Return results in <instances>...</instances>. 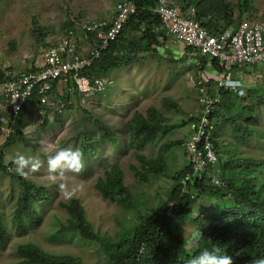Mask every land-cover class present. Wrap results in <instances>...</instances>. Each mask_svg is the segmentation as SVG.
<instances>
[{
	"label": "rangeland",
	"instance_id": "rangeland-1",
	"mask_svg": "<svg viewBox=\"0 0 264 264\" xmlns=\"http://www.w3.org/2000/svg\"><path fill=\"white\" fill-rule=\"evenodd\" d=\"M123 1L0 0V70L24 72L41 66L47 49L70 33L80 53L85 55L93 47V42L83 25L112 21L116 6ZM227 1L237 4V0ZM246 11L241 19L249 18L264 25V0H251ZM154 31L158 32L156 29ZM162 31L164 36L160 39V45H152L150 52H139L133 65L111 71L105 76L107 88L102 94L85 102L78 95L71 96L70 104L61 116L37 103L28 107L21 136L4 151V163L10 172H16L38 187H44L50 198L38 209L42 217L40 228L31 230L27 236H17L9 224L19 184L17 179L0 172V211L10 227V240L7 247L0 251V264L18 262V246L28 243L52 255L78 256L84 264H105V241L90 243L75 237L65 240L53 237L68 219L62 203L78 200L94 230L111 243L118 242L122 232L152 221L153 211L165 205L169 209L174 206L169 202L177 185L173 177L188 165L184 144L171 149L164 156V171L159 175L148 173L146 181L137 175L145 173L140 158L145 157L150 161L158 159L161 148L167 142H184L188 139L190 119L199 115L194 82L202 81L204 75L208 80L218 76L211 68H206L203 73L198 71L193 58L186 54L192 51L186 50L167 31ZM142 38L143 31H126L120 40L119 50L126 51L129 41L142 43ZM242 73L247 81L246 89L257 90L244 99H232L234 109L226 113V123L221 121L219 124L221 139L227 144L221 156L225 157V161L264 162V106H256L251 121L244 111L245 106H255L264 98V66L258 65L252 73L243 69ZM252 77L258 79L253 81ZM152 108L164 116L157 129V140L138 150L130 144L131 133L125 127L136 114L147 117L148 110ZM46 118L49 120L48 127L44 124ZM97 120L114 130L118 145L99 142ZM11 134L6 127H0V147ZM90 143L95 155L89 152L85 156L84 149ZM62 148L81 151L83 166L79 171L65 168L53 172L48 169L47 158ZM225 151H228L226 155ZM17 154L39 158L41 167L35 171L26 170V175L20 174L13 162ZM114 166L123 172L124 184L132 194L133 206L129 210L106 200L96 189L99 179H105L106 173ZM208 174L219 180L221 178V171H209ZM254 176L264 178L259 172ZM236 178L242 181L250 178V175L242 172V176ZM192 188L189 190L191 198L198 199L194 214L192 217L177 218L174 223V227L183 233L187 249L196 245L191 232L198 227L193 221L200 215L205 218L215 211L210 204L203 210L200 204L203 200L206 203L207 198L199 196L198 191L192 192Z\"/></svg>",
	"mask_w": 264,
	"mask_h": 264
},
{
	"label": "trees",
	"instance_id": "trees-1",
	"mask_svg": "<svg viewBox=\"0 0 264 264\" xmlns=\"http://www.w3.org/2000/svg\"><path fill=\"white\" fill-rule=\"evenodd\" d=\"M126 1L136 6V14L130 17L117 40L85 73L88 76L104 79L111 71L133 65L139 52H150L152 45L161 44L160 39L164 36L162 30L165 29H163L159 17L153 13L158 0ZM250 3L251 0H237L236 5L227 0H180L184 11L190 7L195 8V19L213 35L224 33L230 28L237 29L242 16L247 13L246 10ZM154 29L158 32H155ZM128 30L143 31V41L142 43L134 40L129 41L126 51L119 50L120 40ZM90 38L95 46L93 36L90 35ZM200 62L202 67L201 69L198 67V71L201 70L203 73L208 62L205 58L200 59ZM0 79H3L2 70H0ZM254 90V88L246 90L244 97ZM221 98V103L216 110H213L209 120L212 122V119H216L212 122L214 129L211 138L216 154L219 156L222 185H215L207 172L201 180L197 179L193 185L192 192L198 191L199 196L207 198L206 203L203 200L200 207L203 210L207 204L215 207V211L207 217L203 218L200 215L201 217L193 221L202 233V239L196 241L195 247L187 249L183 233L174 227L177 218L192 217L196 210L198 199H192L190 193L182 194L181 181L191 174L188 165L173 177L177 181V185L171 193L169 202L173 203L174 207L169 209L165 205V207L153 211L154 219L152 221L138 225L128 232H122L119 234L118 242L111 243L94 230L85 209L78 200L61 204V207L68 213V219L61 224L59 231L53 237L57 240L75 237L90 243L105 241L107 243L105 264H188L192 257L198 255L203 248L208 246L217 247L221 252L225 251L226 255L232 257L233 264H264V178L254 176L257 172L264 175V162L244 163L235 162L233 159L225 161L221 156V152L227 144L223 143L221 139L219 124L221 121L226 123V113L234 109L232 99L241 100L237 95L227 92H223ZM230 103L233 105L231 106ZM261 105L264 106L263 97L257 105L244 107L250 121L256 106ZM26 110L27 108L19 114L11 126L10 138L0 147V172L17 179L19 184L9 225L20 237L27 236L31 230L40 228L42 217L39 215L38 209L50 198L44 187H38L16 172H10L4 163V151L9 149L21 136L26 124ZM163 117V114L155 108L148 110L147 117L136 114L127 125L128 127H125L131 133L130 144L138 150H143L146 145L153 144L157 140V129L160 127ZM193 121L195 122L196 119H190L189 124ZM44 124L48 127L49 120L47 118ZM96 125L99 142H108L112 146L119 144L118 137L111 127L99 120L96 121ZM183 144L182 141H169L161 148L158 159L150 161L141 157L145 173L137 174L139 178L146 181L148 173L159 175L163 172L166 168L164 156L171 149ZM89 152L95 155L92 143L84 149L83 153L87 156ZM226 152L228 151H225L224 155ZM242 172L249 174L250 178L242 181L236 178L242 176ZM96 189L103 198L125 210H129L133 206L132 194L125 186L124 174L118 166H114L106 173L105 179H99ZM9 225L5 222L4 215L0 211V251L7 247L10 240ZM16 253L19 261L14 264H84L78 256L52 255L31 243L18 246Z\"/></svg>",
	"mask_w": 264,
	"mask_h": 264
},
{
	"label": "built area",
	"instance_id": "built-area-1",
	"mask_svg": "<svg viewBox=\"0 0 264 264\" xmlns=\"http://www.w3.org/2000/svg\"><path fill=\"white\" fill-rule=\"evenodd\" d=\"M136 12V6L124 0L116 6L112 21L83 25L87 35L93 36L95 42V46L86 51L85 55L80 53L70 33L47 49L41 66L24 72L2 70L0 125L10 133L19 114L25 108L28 109L33 101L61 116L70 104L71 96L78 95L85 102L105 92V79L85 73L117 40L125 24ZM153 13L159 17L168 34L183 44L186 50L192 51L186 54L193 58L196 68L201 69L200 59L205 58L209 62L206 68L213 69L218 76L208 80L204 75L202 81L194 82L198 93L199 115L194 117L195 122L189 124L185 144L191 174L181 181L182 193L189 194V189L206 172L207 175L209 171L219 172V156L211 138L214 129L212 122L216 119L211 122L209 116L221 103L223 92L239 97L246 94L247 81L243 69L252 73L258 65L264 66V25L244 18L237 29L230 28L224 33L213 35L195 19V8L190 7L184 11L180 0H158ZM256 79L252 77L253 81ZM236 81L239 84L234 87L233 82ZM240 91L242 95L238 94ZM210 178L215 185H222L218 177Z\"/></svg>",
	"mask_w": 264,
	"mask_h": 264
},
{
	"label": "clouds",
	"instance_id": "clouds-1",
	"mask_svg": "<svg viewBox=\"0 0 264 264\" xmlns=\"http://www.w3.org/2000/svg\"><path fill=\"white\" fill-rule=\"evenodd\" d=\"M238 84H239L238 81L233 82L234 87L237 86ZM238 94L242 95L243 92L240 91ZM244 96L242 97L237 96V97L243 98ZM184 142H185L184 143L185 146L187 140H185ZM13 162L16 165L17 172H19L22 175L27 174L26 170L35 171L41 167V161L39 158L32 156L26 157L23 154H17L14 157ZM82 166H83V157L81 151L78 149L62 148L59 151H57L54 155H51L47 158V167L50 171L53 172H55L57 169L62 170L65 168L70 169L72 171H79V169ZM191 238L194 241H199L200 239H202V233L199 228L194 229L191 232ZM188 264H233V261H232V257L226 255L225 251L221 252V250L217 247L208 246L203 248L198 255L192 257L188 261Z\"/></svg>",
	"mask_w": 264,
	"mask_h": 264
}]
</instances>
